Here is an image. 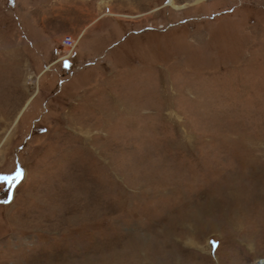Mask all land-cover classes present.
Here are the masks:
<instances>
[{
    "label": "rangeland",
    "instance_id": "rangeland-1",
    "mask_svg": "<svg viewBox=\"0 0 264 264\" xmlns=\"http://www.w3.org/2000/svg\"><path fill=\"white\" fill-rule=\"evenodd\" d=\"M261 260L264 0H0V264Z\"/></svg>",
    "mask_w": 264,
    "mask_h": 264
},
{
    "label": "built area",
    "instance_id": "built-area-1",
    "mask_svg": "<svg viewBox=\"0 0 264 264\" xmlns=\"http://www.w3.org/2000/svg\"><path fill=\"white\" fill-rule=\"evenodd\" d=\"M64 45L67 46V47H71V45H72L71 38L66 37L64 39Z\"/></svg>",
    "mask_w": 264,
    "mask_h": 264
},
{
    "label": "snow or ice",
    "instance_id": "snow-or-ice-1",
    "mask_svg": "<svg viewBox=\"0 0 264 264\" xmlns=\"http://www.w3.org/2000/svg\"><path fill=\"white\" fill-rule=\"evenodd\" d=\"M19 176V173L17 174ZM7 179V178H5ZM210 244L212 245L213 248L218 247V242L217 241H210Z\"/></svg>",
    "mask_w": 264,
    "mask_h": 264
},
{
    "label": "bare ground",
    "instance_id": "bare-ground-1",
    "mask_svg": "<svg viewBox=\"0 0 264 264\" xmlns=\"http://www.w3.org/2000/svg\"><path fill=\"white\" fill-rule=\"evenodd\" d=\"M259 264H264V260L259 261Z\"/></svg>",
    "mask_w": 264,
    "mask_h": 264
}]
</instances>
